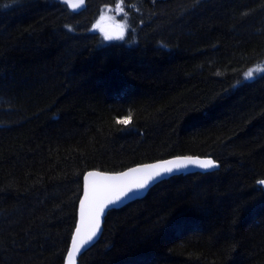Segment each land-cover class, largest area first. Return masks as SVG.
<instances>
[{"label":"trees","instance_id":"1","mask_svg":"<svg viewBox=\"0 0 264 264\" xmlns=\"http://www.w3.org/2000/svg\"><path fill=\"white\" fill-rule=\"evenodd\" d=\"M118 1L0 0V264H65L88 171L180 155L219 167L111 209L78 264H264V0H123L106 42Z\"/></svg>","mask_w":264,"mask_h":264},{"label":"water","instance_id":"2","mask_svg":"<svg viewBox=\"0 0 264 264\" xmlns=\"http://www.w3.org/2000/svg\"><path fill=\"white\" fill-rule=\"evenodd\" d=\"M82 7L76 8L77 10H81ZM179 158V159H177ZM211 160L215 163V167L211 168H203L200 166V161ZM171 161L172 163H164ZM145 165H155V168H145ZM174 165H179V167H174ZM219 167V163L216 162L211 157H202V156H173L166 159H161L153 162L142 163L132 167H129L120 172H106L101 170H91L88 171L84 176V189L83 195L79 204V214H78V223L81 231L77 233L76 229L74 231V235L77 236L78 243L82 240H86L89 235L92 227L93 221L99 223V231L97 235L93 238V240L88 243L86 246L81 247L79 252H73L71 259H69L68 254L66 256L65 264H78L79 258L82 254H84L90 247H92L102 236L104 231V222L108 212L117 207H122L134 200L141 199L147 195L149 190L159 183L160 181L167 179L171 176L182 174V173H192L197 171H209L215 170ZM162 168H172V172H165L162 174L160 178L155 179L154 182L150 181L149 186L140 190L137 194L132 196L129 199H125L123 203L118 204L115 207H112L108 204L109 200L115 198V196L119 195L122 190H125L127 187L131 186L137 182H143L150 174L160 171ZM129 169H138L136 172H129ZM92 173V175H88ZM123 173H127V175H121ZM88 191L87 198L85 197V191ZM84 201V217H81V201ZM103 204L105 209L102 213L97 212L98 207ZM72 236V238H73ZM72 249V240L70 244L69 251ZM68 251V253H69Z\"/></svg>","mask_w":264,"mask_h":264},{"label":"snow or ice","instance_id":"3","mask_svg":"<svg viewBox=\"0 0 264 264\" xmlns=\"http://www.w3.org/2000/svg\"><path fill=\"white\" fill-rule=\"evenodd\" d=\"M64 3L69 4V6H71L73 9L79 8L83 6L84 0H63ZM134 7V5H133ZM116 10L119 12H123V0H119V2L116 5ZM101 19H103V16L101 17ZM124 20L125 23L119 25L120 29L123 30L124 28L127 27V13L124 14ZM99 26V22L97 23V25H95V27ZM106 38L107 35H106ZM264 72V63H261L260 65H257L254 69H249L246 73H245V77L246 78H251L253 75V72ZM127 121H125L126 123ZM179 159V158H177ZM164 163H172L171 161L168 162H164ZM200 166L207 169V168H211V167H215V163L211 160H204V161H200ZM145 168H155V165H145L143 166ZM174 167H179V165H174ZM172 168H162L160 171L154 172L152 174H150L146 179L143 180V182H137L132 184L131 186L127 187L125 190H122L119 195L115 196L114 199L109 200L108 204L111 205L112 207L117 206L120 203H123V201L125 199H129L132 196H134L135 194H137L140 190L146 188L147 186H149V182L152 181L154 182L155 179L160 178L162 176L163 173L165 172H172ZM138 171V169H129V172H136ZM89 176L92 175V173L88 174ZM121 175H127V173H123ZM258 185L264 186V179L258 180L257 181ZM88 196V191L86 189L85 191V197L87 198ZM105 209V206L103 204H101L98 209L97 212L102 213ZM81 217L83 219L84 217V201H81ZM77 233H79L81 231L80 227L78 226L76 229ZM99 231V223L96 222L95 220L93 221V227L89 233V235L87 236L86 240H82L78 243L77 241V236L74 235L72 238V249L69 251L68 253V257L69 259H71L73 252H79L81 250V247L86 246L88 243H90L93 238L97 235Z\"/></svg>","mask_w":264,"mask_h":264},{"label":"rangeland","instance_id":"4","mask_svg":"<svg viewBox=\"0 0 264 264\" xmlns=\"http://www.w3.org/2000/svg\"><path fill=\"white\" fill-rule=\"evenodd\" d=\"M117 3L115 5L105 6L101 11L98 19L95 21V23L92 26V31L99 33L106 42L123 41L128 32V26L123 30H121L119 27V25L125 23L124 20L125 11L123 12L117 11L116 10ZM102 16L103 19H101ZM98 22H99V26L95 27V25H97ZM106 35L108 38H106ZM259 73L261 72L254 71L251 78H254L255 76L257 77Z\"/></svg>","mask_w":264,"mask_h":264}]
</instances>
